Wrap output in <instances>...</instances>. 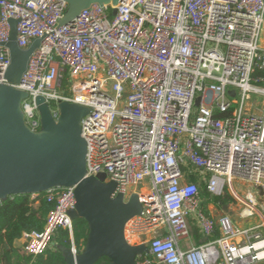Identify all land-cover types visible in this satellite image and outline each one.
Wrapping results in <instances>:
<instances>
[{
    "label": "built area",
    "instance_id": "1",
    "mask_svg": "<svg viewBox=\"0 0 264 264\" xmlns=\"http://www.w3.org/2000/svg\"><path fill=\"white\" fill-rule=\"evenodd\" d=\"M68 8V0H0V86L10 85V21L21 49L43 39L15 86L29 95L28 126L41 130L38 98L55 119L63 101L91 110L82 122L86 176L105 174L114 198L140 196L143 214L125 227L128 244L149 251L137 264H264V213L254 194L264 197V76L255 74L264 73V0H125L61 26ZM204 185L259 221L240 228L211 217ZM46 194L55 207L42 232L23 233L21 254L44 255L60 229L80 254L75 187ZM191 219L207 241L182 250Z\"/></svg>",
    "mask_w": 264,
    "mask_h": 264
},
{
    "label": "water",
    "instance_id": "2",
    "mask_svg": "<svg viewBox=\"0 0 264 264\" xmlns=\"http://www.w3.org/2000/svg\"><path fill=\"white\" fill-rule=\"evenodd\" d=\"M125 0H68L69 8L59 22L71 24L86 9L95 5L116 7ZM117 11H113L116 15ZM18 22L12 27L7 47L11 65L6 73L10 85L0 86V204L10 196L40 195L54 188L75 187L77 204L70 212L73 220H85L89 226L87 245L81 254L65 248L66 264H97L103 258L109 264H137L145 245L132 246L126 240L125 227L140 217L143 203L133 193L126 202L123 194L114 198L116 184L105 174L87 177V141L82 122L91 110L68 101L61 102L55 119L44 98H38L41 130L33 131L26 123L23 100L29 97L16 89L23 82L33 54L43 39L29 49L17 44Z\"/></svg>",
    "mask_w": 264,
    "mask_h": 264
},
{
    "label": "trees",
    "instance_id": "3",
    "mask_svg": "<svg viewBox=\"0 0 264 264\" xmlns=\"http://www.w3.org/2000/svg\"><path fill=\"white\" fill-rule=\"evenodd\" d=\"M257 76H264L263 72L256 71ZM202 196L208 202H231L228 195L212 198L206 191V186L200 190ZM55 205L48 202L46 193L33 199L32 195L10 196L6 202L0 204V264H66L63 253L65 248H71L70 234L67 230H58L45 254L33 259L24 256L15 248V242L21 240L23 233L37 231L42 232L47 222L48 214ZM75 244L78 253H83L89 236L88 223L83 219L74 220ZM53 246V247H52ZM97 264H109V260L103 258Z\"/></svg>",
    "mask_w": 264,
    "mask_h": 264
},
{
    "label": "crops",
    "instance_id": "4",
    "mask_svg": "<svg viewBox=\"0 0 264 264\" xmlns=\"http://www.w3.org/2000/svg\"><path fill=\"white\" fill-rule=\"evenodd\" d=\"M240 190L243 191V194L247 193V191H245L242 187H240ZM227 195L232 198L231 202H224L223 200H218L217 202L205 203L206 200L202 196L203 207L205 208V211H207L208 215H210L215 219L220 218L222 216H228V217L231 216L234 219L238 218L239 222H237L238 224L235 226L240 228L253 226L259 221L258 218L256 217L255 218L257 220L255 218L243 219L241 217V213L243 211L242 206L237 201H235L230 194ZM252 219L254 220V222H251ZM190 231H191V237L189 239L181 241L180 247L182 250L190 249L193 246H199L207 241V239L203 236L201 230L197 226V223L192 219L190 220ZM219 236H220V230H217V233L215 234V237L212 238V240H216ZM14 246L16 249L21 250L22 240L16 241Z\"/></svg>",
    "mask_w": 264,
    "mask_h": 264
},
{
    "label": "rangeland",
    "instance_id": "5",
    "mask_svg": "<svg viewBox=\"0 0 264 264\" xmlns=\"http://www.w3.org/2000/svg\"><path fill=\"white\" fill-rule=\"evenodd\" d=\"M239 191L242 192V195H245V194H243V191L240 190V188H239ZM254 194H256L258 200H260V201L262 202V205L260 206V210L264 213V197L260 196V195H259L258 193H256V192H255ZM235 216H236V214H235ZM229 217L232 219L234 225H237V224H238V223H237V222H239L238 218L234 219V218L231 217V216H229ZM255 219H256V218H255ZM256 220H257V219H256ZM251 222H254V220L252 219Z\"/></svg>",
    "mask_w": 264,
    "mask_h": 264
},
{
    "label": "bare ground",
    "instance_id": "6",
    "mask_svg": "<svg viewBox=\"0 0 264 264\" xmlns=\"http://www.w3.org/2000/svg\"><path fill=\"white\" fill-rule=\"evenodd\" d=\"M246 213L249 214V211H247Z\"/></svg>",
    "mask_w": 264,
    "mask_h": 264
}]
</instances>
